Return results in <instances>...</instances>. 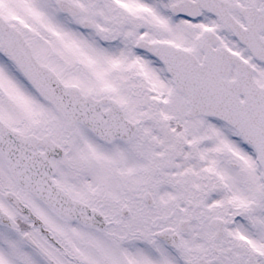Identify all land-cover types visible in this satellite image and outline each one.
Returning <instances> with one entry per match:
<instances>
[{
    "label": "snow or ice",
    "instance_id": "6c2138e0",
    "mask_svg": "<svg viewBox=\"0 0 264 264\" xmlns=\"http://www.w3.org/2000/svg\"><path fill=\"white\" fill-rule=\"evenodd\" d=\"M0 264H264V0H0Z\"/></svg>",
    "mask_w": 264,
    "mask_h": 264
}]
</instances>
